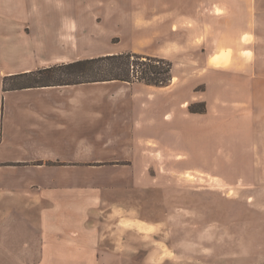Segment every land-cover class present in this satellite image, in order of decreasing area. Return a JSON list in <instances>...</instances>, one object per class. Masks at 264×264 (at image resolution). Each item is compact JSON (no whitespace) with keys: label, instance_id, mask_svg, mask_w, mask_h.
I'll return each instance as SVG.
<instances>
[{"label":"rangeland","instance_id":"1","mask_svg":"<svg viewBox=\"0 0 264 264\" xmlns=\"http://www.w3.org/2000/svg\"><path fill=\"white\" fill-rule=\"evenodd\" d=\"M19 1L35 2L40 22L57 37L68 0ZM112 1L130 6L129 0ZM148 1L170 5L173 13L191 11L190 17L174 19L158 35L134 36L113 10L92 44H73L66 53L58 43L48 49L70 58L135 53L163 59L171 66L169 83L112 81L52 90L43 98L52 106L46 141L39 130L31 132L33 141L21 137L27 123L11 104L16 98L8 97L0 109L5 154L25 161L1 163L0 190L7 198L46 186L56 198L98 202L102 242L115 249L100 254L104 264H264V0ZM183 25L209 29L212 42L184 43ZM10 47L0 50V63L24 65ZM31 79H8L6 88ZM251 90L255 99L247 104ZM251 103L254 118L247 115ZM65 117L81 120L67 125ZM19 214L10 210L5 230L13 233H6L4 244L21 252H6L3 259L36 264L41 254L31 252V244L40 229L32 211L29 222ZM68 255L59 247L42 254L48 264Z\"/></svg>","mask_w":264,"mask_h":264},{"label":"crops","instance_id":"2","mask_svg":"<svg viewBox=\"0 0 264 264\" xmlns=\"http://www.w3.org/2000/svg\"><path fill=\"white\" fill-rule=\"evenodd\" d=\"M129 1L130 6L126 8V6L115 3L112 0H92L90 3L83 0H68L64 8L66 10H62L63 15L60 30L56 33L57 37H55L52 35L50 28L40 22V17H38L40 9L37 8L35 2H32L29 6H25L19 0H0V50L2 54L4 53V46L11 45L7 50L17 60L27 61L28 63L34 62L33 65H29L26 62L20 66L10 65L6 61L0 63V109L8 97L12 96L16 98L11 104L19 114L21 113L27 123V128L24 129L25 133L21 134L22 138L33 141L36 136L31 135V132L39 130L41 132L39 136L41 140H47V133L51 135L53 128V122L50 117L52 106L48 105L43 98L52 90L60 92L72 86L4 91L3 79L11 75L24 74L42 68L43 66L36 64L37 61L47 62L70 59L72 62L98 57L70 58V56H54L53 49H48V45L52 46L58 43L63 49L61 52L66 53L65 50L69 49L73 44H92L93 42L89 40L93 41L94 38L100 37L101 29L104 30L103 23L108 18V13L113 10L121 13L120 16L125 18L126 27L130 29V33L134 34V36H138L141 33L147 37L158 35V30L166 26L170 28L174 19L182 22L190 17L189 13L191 11L181 9L176 14L173 13L170 5L164 3L159 5L157 2L156 6L150 4L148 0ZM178 2L184 3V5L189 4V1L185 0H178ZM85 11H88L87 13L89 14L86 19L82 17ZM99 17H102V23L97 22ZM180 27L186 30L184 43L207 44L208 42H212L209 40L212 38V31L207 32L209 29L201 28L198 25L193 27L183 25ZM225 28L226 34H223L226 38L228 27L226 26ZM177 42L179 44L183 43L180 40ZM48 52L51 53L48 54ZM88 53H91V51ZM103 55H107V53ZM32 94H38L39 96L30 100V95ZM245 99L247 104L253 101L255 99L254 91L252 92L251 90L250 93H247ZM252 105L251 103V106L247 108L250 111L247 115L251 117H253V108L250 109ZM64 119L67 125L72 122L73 126H77L80 122L79 120H81L79 117L72 118L71 121L69 117H65ZM2 126L3 114L0 115V156L5 154V138ZM37 126H41V128H37ZM67 135H70V133H67ZM76 135L79 136V134ZM77 136L74 134L75 138ZM15 137L19 138L20 136L16 134ZM23 153L27 154V151H23ZM7 154L10 153H6L3 158L0 157V171L4 169L1 163L25 161L23 159H8L6 157ZM29 163L32 165L36 164L34 159H31ZM29 163L27 162L26 164ZM41 166L39 165L38 167ZM1 183L3 184V182H0V186L2 185ZM36 190V192L33 191L31 193L23 190L15 196L7 198L5 197L6 190H0V264H7L3 259L4 253L21 252L19 248H15L10 244L6 248L4 244L6 233H13L5 230L6 223L11 219L9 217L10 210L20 213V216L27 218L26 221L30 220L31 211L33 214L31 216L36 218L34 223L36 224V228L40 229V232H38L39 235L32 240L31 244V252L35 255L41 254L40 260L36 264H48V256L43 259L42 254H48L56 247H59L63 253L69 254L61 264H104L100 260V254L114 253L115 249L105 246V243L102 242L104 235L100 233L102 223L99 203H95V200L90 202L91 200H86L84 196L78 195L56 198L53 196L52 187H40V192L38 189ZM109 238L110 236H108Z\"/></svg>","mask_w":264,"mask_h":264},{"label":"trees","instance_id":"3","mask_svg":"<svg viewBox=\"0 0 264 264\" xmlns=\"http://www.w3.org/2000/svg\"><path fill=\"white\" fill-rule=\"evenodd\" d=\"M170 64L135 53L107 54L81 59L24 74L11 75L2 81L4 91L40 87L77 86L103 82L143 83L162 87L170 81ZM32 78L30 82L6 88L8 79Z\"/></svg>","mask_w":264,"mask_h":264}]
</instances>
